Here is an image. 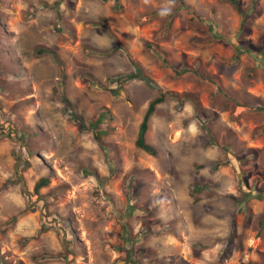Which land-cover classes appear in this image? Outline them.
<instances>
[{
  "label": "rangeland",
  "instance_id": "obj_1",
  "mask_svg": "<svg viewBox=\"0 0 264 264\" xmlns=\"http://www.w3.org/2000/svg\"><path fill=\"white\" fill-rule=\"evenodd\" d=\"M236 1L0 0V264H264V0ZM128 56L167 94L154 155Z\"/></svg>",
  "mask_w": 264,
  "mask_h": 264
},
{
  "label": "trees",
  "instance_id": "obj_2",
  "mask_svg": "<svg viewBox=\"0 0 264 264\" xmlns=\"http://www.w3.org/2000/svg\"><path fill=\"white\" fill-rule=\"evenodd\" d=\"M100 1L105 2L106 0H100ZM115 2L119 4V0H115ZM228 2H230L232 4L234 10H236L241 15V23H243V21L245 20V15L238 8V1H236V0H228ZM179 7L187 8L186 5H184L182 2H180ZM174 15H175V12H171L170 13V16H174ZM212 37L213 38H223V35L214 32L212 34ZM226 40H229V38H226ZM262 40H263V43H264V35L262 37ZM231 44L236 49V51L238 53H241L244 50L247 51V52H250V50L243 49V48L239 47L238 45H236L232 41H231ZM128 58H129V61H130L131 65L134 68V71L129 72L127 74H115L112 77H108V79H109V82H111L112 84H121V83H124V82L129 81V80H132V79H141L145 83H147L149 86L156 88L157 91L159 92V95L156 96L155 98H153L149 102V104H148V107H147V109H146V111L144 113L143 119H142V121H141V123L139 125L138 134H137V138H136V141H135V145L137 147H139L140 149L144 150L146 153H148L150 155H154L155 154L154 148L145 141V137L144 136H145V132L147 130L148 119H149L150 115L153 113V111L155 109V106L158 103H160V102H162V101H164L166 99L167 94H166V92H163L161 90V88L151 78H149L147 75H145L142 72L141 67L137 63H135L132 60L131 57L128 56ZM160 63L162 65H165V66H171L169 63H167V61L164 58L160 59ZM263 67H264V64H263ZM172 68L174 69V72H175V75L176 76H179V75H181V73L186 72V69L185 68H181L180 70H177L174 67H172ZM106 88L108 90H110L111 92L114 91V89H113V87L111 85L109 87H106ZM185 98H187L189 100H192L193 103H194V105H196V101L192 99V95L186 94L185 95ZM63 101H65L66 104L69 105V101L68 100H66L65 98H63ZM249 107L251 109L255 110V111H258L259 113L264 114V107L263 106H260V105H250ZM100 114L101 115H99V117L96 120V122H90L89 123L88 128L92 129V131L94 132V138L96 139V141L98 142V144L101 145L100 135L103 134L105 131H102V130H99L98 129V122L101 121V117L102 116H105L106 113L105 112H101ZM73 117L75 118L74 115H73ZM197 122H198V124H200V126H201V128L203 130H206V132L208 131V133H209V129H208V127H207L204 119L197 118ZM263 131H264V128H262L260 130V132H263ZM18 164H19V162H18ZM18 164H17V168H18ZM17 168H16V170H17ZM18 181H19V179H18ZM18 181L15 179V180H11L9 183L10 184H15ZM47 184H48V178L47 177H40L38 179V181L34 185V192H38L41 187H44ZM2 189L3 188L0 187V192L2 191ZM199 189H200L199 186L194 185L193 186V190L191 191V193L193 194L195 191H198ZM46 229H47V227L44 226V225H42L39 228L38 233L44 232V231H46ZM146 234H147V229H140L137 236L139 238H143V236H145ZM66 255H67V251H65V256ZM37 258H40L42 260H45V259H48V258H64V255H61V254L60 255H55V254L52 255V254H45L44 253V254L39 255ZM130 262H134L135 263V259H133V261L130 260Z\"/></svg>",
  "mask_w": 264,
  "mask_h": 264
},
{
  "label": "clouds",
  "instance_id": "obj_3",
  "mask_svg": "<svg viewBox=\"0 0 264 264\" xmlns=\"http://www.w3.org/2000/svg\"><path fill=\"white\" fill-rule=\"evenodd\" d=\"M145 2L147 3V0H145ZM161 14H162V15H165V14H166V12H162Z\"/></svg>",
  "mask_w": 264,
  "mask_h": 264
}]
</instances>
